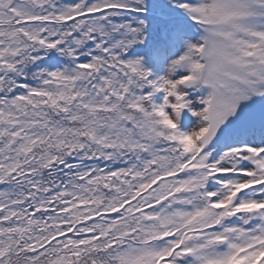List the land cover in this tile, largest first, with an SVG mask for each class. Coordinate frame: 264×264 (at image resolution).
Listing matches in <instances>:
<instances>
[{
	"label": "snow or ice",
	"instance_id": "6c2138e0",
	"mask_svg": "<svg viewBox=\"0 0 264 264\" xmlns=\"http://www.w3.org/2000/svg\"><path fill=\"white\" fill-rule=\"evenodd\" d=\"M0 264H264V0H0Z\"/></svg>",
	"mask_w": 264,
	"mask_h": 264
}]
</instances>
